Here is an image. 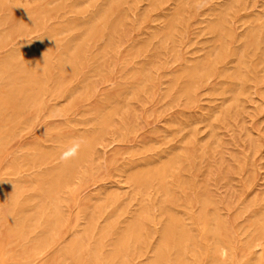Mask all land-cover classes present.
<instances>
[{"label":"rangeland","instance_id":"1","mask_svg":"<svg viewBox=\"0 0 264 264\" xmlns=\"http://www.w3.org/2000/svg\"><path fill=\"white\" fill-rule=\"evenodd\" d=\"M41 1L1 0L0 34ZM125 8L126 42L108 52L98 45L62 73H39L33 93L0 105V264H149L167 228L186 238L173 239L167 264H210L218 249L221 264H258L264 0H132ZM35 41L14 39L0 60ZM10 81L0 74V95ZM82 139L85 154L64 166L62 154ZM168 161L161 181L137 189L134 172ZM55 171L63 179L47 194ZM22 218L28 227L19 234ZM139 219L138 240L112 258Z\"/></svg>","mask_w":264,"mask_h":264},{"label":"bare ground","instance_id":"2","mask_svg":"<svg viewBox=\"0 0 264 264\" xmlns=\"http://www.w3.org/2000/svg\"><path fill=\"white\" fill-rule=\"evenodd\" d=\"M57 1L46 0L29 5L25 14L17 19L7 34H0V49L12 45L16 38H26L31 35L36 37L35 42L15 48L12 53L5 55L0 60V74L11 79L8 91L0 95L1 106L11 109L13 106H9V103H11L14 94L17 95L24 89H31L30 91L33 93L38 83L39 73H49L54 67L62 73L64 70H69L74 64H78L79 61H84L92 49L98 45H102L103 52H108L115 48V43L126 42L127 39H124L123 35L119 36V29L126 19L127 9L125 5L132 0H59L56 3ZM2 10L3 3L0 0V11ZM52 11L56 21L53 25H47L46 20L42 19L46 18L47 21L52 19L53 16L50 15ZM168 24L170 25L169 22ZM166 33H168L166 35L171 33L170 28ZM171 36L169 35V37ZM20 58L26 62L22 67H18L16 64ZM210 64L208 63L209 70L212 65ZM205 68L203 67V70ZM195 72L189 74L191 79L193 76H199L202 71ZM14 108L15 111L19 112L22 103H15ZM107 123L106 119L101 120L102 127H105ZM76 144H79L76 155L62 159L64 166H67L68 163L73 164L75 160L81 159L85 154L88 147L87 140L82 139L74 143V145ZM171 164V161L162 162L155 169L136 171L131 175V180L141 191L146 189L152 179L161 181ZM62 179L63 174L60 171L52 172L45 182V192L50 194L57 187L56 185L61 183ZM108 203H114L112 198ZM51 216L52 219L50 218L48 222L55 220L52 213ZM261 219L264 221V216ZM26 220L22 218L21 223L18 224L19 234L26 232L28 227ZM144 221L140 223L139 219L124 231L122 234L123 243L119 241L113 247L112 258H117L122 253L125 242L130 239L138 240L142 234V228H144ZM177 236L172 229H165L160 235V245L153 251L154 261L149 264H167L170 256L166 250H171L173 239H178L176 242L178 244L186 239L183 231L179 232ZM174 246L178 245L175 244ZM262 251H264V244H262ZM222 258L223 254L218 249L213 254L210 264H221ZM258 264H264V257L259 260Z\"/></svg>","mask_w":264,"mask_h":264},{"label":"clouds","instance_id":"3","mask_svg":"<svg viewBox=\"0 0 264 264\" xmlns=\"http://www.w3.org/2000/svg\"><path fill=\"white\" fill-rule=\"evenodd\" d=\"M79 144L74 145L71 149L64 152L61 156V159H67L69 156H75L78 150Z\"/></svg>","mask_w":264,"mask_h":264}]
</instances>
